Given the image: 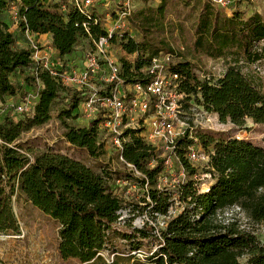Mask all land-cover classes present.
Masks as SVG:
<instances>
[{"label":"trees","instance_id":"1","mask_svg":"<svg viewBox=\"0 0 264 264\" xmlns=\"http://www.w3.org/2000/svg\"><path fill=\"white\" fill-rule=\"evenodd\" d=\"M12 4L17 5L21 16L16 28L49 33L60 55L72 56L75 46L79 43L84 46L88 36L82 27L85 17L73 9L59 12L53 0H0L1 104L17 94L21 100L33 84L27 72L29 50L18 46L14 32L10 31ZM146 4L132 16L133 26L145 34L160 27L165 14L164 1L160 0L156 7ZM89 29L93 36L99 33L94 26ZM146 45L122 37V49L134 54L131 59L120 58L125 81L148 80L143 69L153 56L161 52L173 56L170 47L150 50ZM191 54L221 58L230 64L217 78H200L193 71L191 61L169 66L180 77L178 89L183 93L184 112L197 105L207 113L216 114L220 122H230L236 127H242L247 120L264 124V85L259 76L239 68L241 62L251 65L264 60V11L244 16L241 11L233 10L228 15L212 0H202ZM14 75L17 82L12 80ZM38 75L43 87L32 115L11 116L0 110V233L19 234L10 203V196L17 189L58 224L57 250L63 260L76 259L78 264H121L117 254L109 263L102 255L107 249L117 252L113 236L119 234L132 250L139 249L143 242H153L156 249L146 256L151 264H264V244L254 229L255 225L264 227L263 146L235 136L217 137L203 131L191 132L190 136L187 131L176 140L174 149L189 177L173 188L157 187L164 159L138 129L126 133L129 139L121 153L141 176L108 167L95 171L51 149L33 155L20 136L31 127L49 121L57 102L63 105L57 118L64 124V139L95 159L105 153L98 138L97 120L80 126L65 121L76 117V93L45 70ZM63 97L68 98L66 104L62 103ZM198 146L208 156L202 173H208L212 179L204 191L190 177L197 173V167L186 156L189 147ZM131 179L142 188L147 183L146 193L153 212L168 215L175 199L181 207L156 233L118 222L117 213L123 208L124 200L117 192L120 185L117 180L127 183ZM243 218L250 225H244Z\"/></svg>","mask_w":264,"mask_h":264},{"label":"built area","instance_id":"2","mask_svg":"<svg viewBox=\"0 0 264 264\" xmlns=\"http://www.w3.org/2000/svg\"><path fill=\"white\" fill-rule=\"evenodd\" d=\"M58 11L66 13L70 9L85 17L82 22L87 42L75 46L72 56L60 55L52 44V38L40 40L38 33L27 28L22 32L24 47L29 50L30 66L27 69L33 84L20 101L13 104V111L19 116L32 115L43 84L39 72L47 71L62 86L76 93L78 105L75 109L79 125L98 121V138L109 141L117 153L123 169L138 176L140 172L122 156V149L129 139L130 130H140L142 138L150 143L159 157L164 159V170L172 168L176 140L191 127L181 120L183 93L179 91V75L170 70L172 55L161 52L153 56L144 71L148 80L127 82L121 72L120 58L127 54L121 47L123 36L133 38V14L140 9L138 0H53ZM218 7H226L232 0H212ZM144 3V2H142ZM9 18L16 27L21 20L18 7L10 6ZM94 26L99 33L93 36L89 27ZM125 56V57H126ZM128 58V57H127ZM62 103L66 104L67 97ZM82 117V119H81ZM102 135V138H101ZM29 158L31 155L27 154ZM189 162L206 163L207 154L194 147L187 152ZM179 161V160H178ZM196 167V166H195ZM203 178H211L208 173ZM118 184L125 183L117 180ZM147 183L145 184V186Z\"/></svg>","mask_w":264,"mask_h":264},{"label":"rangeland","instance_id":"3","mask_svg":"<svg viewBox=\"0 0 264 264\" xmlns=\"http://www.w3.org/2000/svg\"><path fill=\"white\" fill-rule=\"evenodd\" d=\"M162 1L165 3V14L161 26L151 29L146 34L134 27L132 30L133 39L138 42H146V46L150 50L152 48L166 50L167 47H170L173 52L170 61L173 63L184 60L191 61L193 71L200 78L219 77L230 63L221 58L212 59L204 55L193 57L191 54L194 25L202 0ZM142 2V0H138L140 8L146 4ZM159 2L160 0H148L146 5L156 7ZM222 9L228 15H231L233 10H239L244 16H247L253 12L263 13L264 4L263 0H232L229 5ZM145 53V55L149 54L147 50ZM126 57L132 58V56ZM239 68L242 72H250L259 76L260 82L264 85V60L251 65H245L241 62ZM12 80L17 82V75H14ZM18 101H20L18 94L13 98L6 99L4 103H0L1 112L3 110L11 116H18L12 107ZM62 106L57 102L52 109V116L49 121L31 127L21 134L20 140L27 142L26 144L31 149L30 153L34 155L51 149L54 152L77 159L95 171H99L102 167L122 170V164L109 141L103 140L105 153L95 159L86 150L74 147L64 139L65 127L57 118ZM180 118L185 122V125L191 127L192 134L203 131L212 133L217 137L235 136L264 147V124H254L247 120L242 127H236L230 122H220L216 114L207 113L197 105H191L190 109L184 115L181 114ZM65 121L70 125L80 126L75 119L71 118ZM196 149L205 154L199 146ZM171 164V169H165L160 174L157 183L158 188H173L176 183L183 182L189 177L178 160L172 159ZM194 165L197 167V173L190 177L196 180L199 190L204 191L209 186L210 179L202 177L203 163ZM117 192L124 200L123 208L117 213L120 225L126 223L134 228L144 227L148 231L156 233L158 229L164 226L166 220L181 210L175 199L169 207L168 215L164 216L153 212L150 199L146 193V186L142 188L132 179L127 183L120 184ZM10 203L20 231L19 234L0 233V264H78L76 259L63 260L59 256L57 250L58 224L55 220L34 207L17 189H14L13 195L10 196ZM242 222L244 225H250L246 219ZM254 229L264 244V227L255 225ZM118 232H120L119 229ZM113 242L117 250L116 253L112 249L102 252L107 263L111 262L114 254H117L121 264H151L146 256H149L156 249L153 242H143L140 248L136 250L130 249L129 244L119 234L113 236Z\"/></svg>","mask_w":264,"mask_h":264},{"label":"crops","instance_id":"4","mask_svg":"<svg viewBox=\"0 0 264 264\" xmlns=\"http://www.w3.org/2000/svg\"><path fill=\"white\" fill-rule=\"evenodd\" d=\"M10 22H11L10 31L14 32V34L16 36V44L18 46H23L24 47V37H23L22 32H20L19 29L16 28V26L14 24H12V21L11 20H10ZM38 38L40 40H46V39H50L51 38V35L49 33L39 34L38 35ZM211 182H212V179L210 178V181H209L208 184H210ZM205 189H207V188H205Z\"/></svg>","mask_w":264,"mask_h":264}]
</instances>
